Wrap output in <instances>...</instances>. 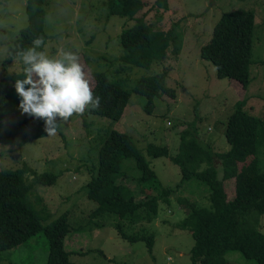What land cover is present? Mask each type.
<instances>
[{"label": "rangeland", "instance_id": "obj_1", "mask_svg": "<svg viewBox=\"0 0 264 264\" xmlns=\"http://www.w3.org/2000/svg\"><path fill=\"white\" fill-rule=\"evenodd\" d=\"M45 12L43 33L48 40L47 53L55 56L58 48L74 51L87 73L91 88L93 73H105L112 81L127 79L130 90L142 78L159 75L168 64L172 70L166 86L174 90L176 98L161 95L154 101L153 113L145 112L147 99L132 94L123 117L119 121L96 115H73L62 124L54 137L34 139L10 113L0 121V171H19L27 168L36 176L54 175L52 187L34 184L31 174L23 176L30 187L26 195L32 209H46L40 220L45 227L68 213L70 234L66 249L74 264H193L191 251L195 240L185 224L189 211L181 199L195 202L209 209L208 189L199 182H182L180 169L171 161L178 154L180 135L192 123L198 129V139L214 152L229 149L225 140L228 117L246 101L245 110L261 121L257 157L264 172V0H169V10L156 8L157 0H144L147 6L130 19L112 16L111 2L118 0H43ZM26 0H0V82L3 79H23V65L10 61L8 48L26 29L31 17L26 12ZM255 13L250 83L247 89L236 81L218 80L211 63L201 58V47L211 38L212 30L222 15L235 11ZM144 18L154 30L169 31L178 28L181 52L177 61L154 60L150 68L127 67L123 75L115 68L123 55L120 36L135 25L134 19ZM179 23V27L178 24ZM175 25V26H174ZM44 50V49H43ZM9 95L13 108L20 99L14 88ZM38 125L44 124L37 120ZM112 131L126 133L150 163L164 190L172 192L169 203L159 202L158 214L149 222L145 213L119 219L116 214L92 216L98 205L87 197V184L96 176L98 151ZM167 148L168 157L151 158L148 146ZM220 162L215 163V166ZM219 177L222 170L217 168ZM122 178H119L112 197L128 190L135 200L144 201L155 194L139 185L142 174L134 159L123 160ZM252 170L224 183L229 201L254 184ZM112 191V189H111ZM249 224L264 234V215L250 216ZM132 237L148 233L154 236L152 251L147 242H129L119 233ZM49 241L42 231L22 245L0 253V264H47ZM227 264H256L241 254L229 252Z\"/></svg>", "mask_w": 264, "mask_h": 264}, {"label": "trees", "instance_id": "obj_2", "mask_svg": "<svg viewBox=\"0 0 264 264\" xmlns=\"http://www.w3.org/2000/svg\"><path fill=\"white\" fill-rule=\"evenodd\" d=\"M169 0H157L156 8L168 11ZM26 12L31 17L30 25L20 32L19 38L8 48L6 63L12 61L9 53L19 49H27L36 37L43 36L45 43L48 37L43 33V0H26ZM147 4L144 0H118L111 2L112 16L130 19L141 13ZM135 25L124 30L120 36L123 55L119 58L116 75H123L127 67L150 68L153 61L170 63L177 61L181 52L178 28L163 31L148 26L144 18L134 19ZM256 17L252 11H235L222 15L212 30L211 38L201 47V58L212 64L218 80L236 81L244 89L250 83V67L252 65L253 38ZM178 27H179V23ZM175 26V25H174ZM43 50V49H41ZM172 65L165 66L159 75L142 78L127 90V79L112 81L105 73H93L92 88L100 98V107L85 115H96L119 121L128 106L132 94L147 99L145 112L153 113L154 101L161 95L176 98L174 90L166 86V80ZM24 76V74L22 75ZM6 78L0 82V121L13 113L18 126L28 130L34 139L47 136L44 124L27 114H21L19 102L13 108L9 106L10 85L16 79ZM242 101L235 112L228 117L225 140L229 145L226 152H214L208 144L198 139V129L190 124L180 135L178 154L171 161L178 166L182 182L178 188L192 181L203 184L209 192V209L200 208L195 202L181 199L182 206L189 211L185 224H189L195 244L191 251L193 264H227L225 256L229 252L241 254L245 259L256 264H264V234L249 224L248 218L264 215V172L260 171V160L257 157L258 137L261 121L249 114ZM151 158L168 157L167 148L153 144L148 146ZM134 159L142 176L139 185L150 189L155 195L144 201H136L128 190L113 196L115 184L122 178L123 160ZM217 168L222 170L219 177ZM248 169L254 173V184L248 190L238 194L229 201L224 191V183L237 179ZM31 174L34 184L52 187L57 178L54 175L36 176L27 168L19 171H0V253L16 248L35 236L39 231L45 233L49 241L47 264H74L71 253L66 249V238L70 234L68 213L58 217L45 227L40 220L47 215L46 209L35 211L27 202L26 195L30 187L23 182V176ZM112 189V191H111ZM172 192L164 190L150 163L136 146L134 140L126 133L112 131L98 151L96 176L87 184V197L98 205L92 216L98 214H116L119 219L145 213L149 222L158 214L159 202L169 203ZM119 233L126 241L135 243L147 242L152 251L154 236L143 233L128 236L118 224Z\"/></svg>", "mask_w": 264, "mask_h": 264}, {"label": "clouds", "instance_id": "obj_3", "mask_svg": "<svg viewBox=\"0 0 264 264\" xmlns=\"http://www.w3.org/2000/svg\"><path fill=\"white\" fill-rule=\"evenodd\" d=\"M46 49L40 36L27 49L9 53V58L23 65L24 78L14 84L21 114L43 120L47 136L54 137L74 114L83 116L97 110L100 98L93 92L76 52L61 47L50 57Z\"/></svg>", "mask_w": 264, "mask_h": 264}]
</instances>
